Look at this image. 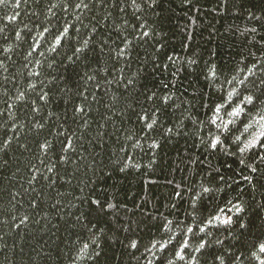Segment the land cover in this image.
I'll use <instances>...</instances> for the list:
<instances>
[{
  "label": "trees",
  "instance_id": "obj_1",
  "mask_svg": "<svg viewBox=\"0 0 264 264\" xmlns=\"http://www.w3.org/2000/svg\"><path fill=\"white\" fill-rule=\"evenodd\" d=\"M0 264H264V0H3Z\"/></svg>",
  "mask_w": 264,
  "mask_h": 264
},
{
  "label": "snow or ice",
  "instance_id": "obj_2",
  "mask_svg": "<svg viewBox=\"0 0 264 264\" xmlns=\"http://www.w3.org/2000/svg\"><path fill=\"white\" fill-rule=\"evenodd\" d=\"M3 3V0H0V4H2Z\"/></svg>",
  "mask_w": 264,
  "mask_h": 264
},
{
  "label": "rangeland",
  "instance_id": "obj_3",
  "mask_svg": "<svg viewBox=\"0 0 264 264\" xmlns=\"http://www.w3.org/2000/svg\"><path fill=\"white\" fill-rule=\"evenodd\" d=\"M222 220H224V218H221Z\"/></svg>",
  "mask_w": 264,
  "mask_h": 264
}]
</instances>
